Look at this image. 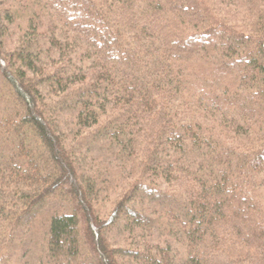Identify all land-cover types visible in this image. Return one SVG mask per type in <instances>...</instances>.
I'll return each instance as SVG.
<instances>
[{
	"label": "trees",
	"instance_id": "obj_1",
	"mask_svg": "<svg viewBox=\"0 0 264 264\" xmlns=\"http://www.w3.org/2000/svg\"><path fill=\"white\" fill-rule=\"evenodd\" d=\"M19 3L31 14L10 50L13 13L0 11L11 97L0 115V264L13 263L26 215L49 196L74 211L50 216L44 264H172L148 244L153 229L179 234L181 264H264V0ZM57 107L71 111L79 146L114 148L119 165L97 158L96 184L132 170V190L161 192L166 209L144 214L121 200L107 222L94 217L54 129ZM120 219L126 246L115 248L104 231ZM83 240L93 261L80 260Z\"/></svg>",
	"mask_w": 264,
	"mask_h": 264
},
{
	"label": "rangeland",
	"instance_id": "obj_2",
	"mask_svg": "<svg viewBox=\"0 0 264 264\" xmlns=\"http://www.w3.org/2000/svg\"><path fill=\"white\" fill-rule=\"evenodd\" d=\"M21 1L22 0H5L0 6V11L6 10L8 13L9 11L13 13V24H9V28H7L5 50L16 47L21 36V31L28 19V14H31L30 9L26 10V8L21 6L19 3ZM18 27H20L21 30H18ZM8 90L7 88L3 90L0 82V115L5 114L1 111H6L9 108V104L11 105V97L8 94ZM42 94L45 100L49 99L48 90L46 88H42ZM53 112L54 129L64 141L69 151L74 155V161L78 168V173L80 174V181L87 191L88 199H90L89 204L93 207L94 217L99 219V221L107 222L110 218L113 206L118 204L121 200L124 201L126 207L139 213L145 214L156 211L160 213L166 209L162 200L164 196L161 192H154L148 197L147 195H143L142 189L135 187V189L132 190V185L135 182H131L130 178L134 177V174L135 176L139 174L132 170H120V173L113 182L110 177L104 180V182H102L103 180H97L96 184V181L93 179V174L95 173L94 170L96 167L94 165L97 158L101 160L99 165L109 164L114 168L120 162L116 158V155H114V148L100 140H95L85 147L79 146L75 139L78 130L74 127L72 122L71 111L66 110L65 107H57ZM28 139L31 140L32 143L35 142L31 139V136H29ZM34 151L35 150H32V152ZM155 183L160 187L162 192L166 189L165 185L160 181L155 180ZM96 186L99 188L96 189ZM72 211H74V206L68 197L49 196L46 199H42L41 202L36 207L32 208L26 215L24 222L25 228L22 236L20 235L19 241L16 242L17 244L13 245L11 248L14 253L12 264H44L46 256V231L50 216L52 214L70 213ZM122 222L123 219H120L113 227L110 226L104 231L107 242L111 247L121 248L126 246L125 238L127 234L123 232ZM138 230L139 228H136V232L140 233V230ZM83 234L84 226L81 223V238ZM145 237V233L142 232L140 240H136L137 242H135V244L146 242ZM147 241L151 246L168 249L172 264H181L184 261V246L179 234L172 235L166 240L159 235L156 229H153ZM83 242L84 240L82 241L80 260L83 262L93 261L88 246ZM122 251V259L128 258L129 254H126V250ZM122 264H133V262L122 261Z\"/></svg>",
	"mask_w": 264,
	"mask_h": 264
}]
</instances>
